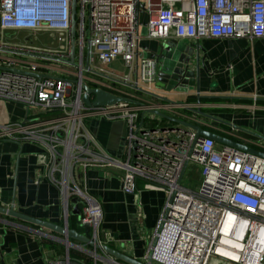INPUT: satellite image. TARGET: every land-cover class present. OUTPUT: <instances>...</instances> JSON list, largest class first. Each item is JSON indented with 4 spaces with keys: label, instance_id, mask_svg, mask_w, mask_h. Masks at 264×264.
Here are the masks:
<instances>
[{
    "label": "built area",
    "instance_id": "built-area-1",
    "mask_svg": "<svg viewBox=\"0 0 264 264\" xmlns=\"http://www.w3.org/2000/svg\"><path fill=\"white\" fill-rule=\"evenodd\" d=\"M140 13L147 17V36L158 40L264 37V0H75L70 63L72 0H0V100L25 108L22 120L0 123V141H28L41 149L49 181L66 205L78 199L77 225H88V236L99 245L107 244L100 240L102 207L89 192L85 172L113 169L120 171L127 195L138 180L165 193L144 262L151 255L152 264H264V158L225 144L217 147L186 126L151 129L136 122L139 111L152 106L82 101L84 84L129 99L125 86L154 88V60L138 62ZM20 30L63 33L65 38L58 39L66 47L48 53L4 42L6 31ZM117 59L129 76L107 69ZM47 62L63 68L42 75ZM93 118L127 121L126 158L98 143L88 125ZM189 167L198 173L193 186L187 184ZM71 248L90 254L92 264H121L102 249ZM69 251L64 262L54 264H73Z\"/></svg>",
    "mask_w": 264,
    "mask_h": 264
},
{
    "label": "crops",
    "instance_id": "crops-1",
    "mask_svg": "<svg viewBox=\"0 0 264 264\" xmlns=\"http://www.w3.org/2000/svg\"><path fill=\"white\" fill-rule=\"evenodd\" d=\"M146 18V14L140 13L138 62L142 57L154 60L157 85L150 91L155 95L139 90H144L141 85L136 88L125 86L132 97L130 104L152 106L166 115L264 153V37L158 40L147 36L144 26ZM39 33L6 31L3 40L9 46L23 47L21 39L25 37L23 44L31 47L34 42H39ZM50 33L53 37L58 36L56 32ZM29 36L32 43L27 41ZM191 43L200 46L198 60L193 56L190 67L194 76L198 71L199 91L195 88L184 93L169 90L168 84L159 82L158 77L161 73H172L183 50ZM57 47L33 49L51 53L56 49L62 52L66 46ZM138 62L136 59L133 61V69ZM47 63L50 67L43 69L42 75L58 74V69L63 68V64ZM107 69L121 77L129 76L128 69L120 59L113 61ZM160 97L169 100L164 101ZM139 114L142 121L145 120L144 126L150 127L152 123L160 122L159 117L144 113L142 109ZM24 117L25 108L22 105L0 100V123L18 121ZM88 125L108 153L126 158L129 129L125 119L108 121L93 118ZM216 145L218 147L221 143L216 142ZM85 175L90 194L102 207L100 240L131 257L142 259L165 202L164 191L138 180L135 192L127 195L122 191L121 173L118 170L87 169ZM73 199L66 205L60 190L49 181L44 169V156L37 145L28 141H0L1 206L13 205L14 209L31 217L59 225L67 224L84 233V228L77 225L79 203ZM55 235L58 234L0 214V264L64 262L66 246L53 239ZM50 241L61 243L63 254L50 248ZM84 248L89 249L88 246ZM212 263L226 264L221 261Z\"/></svg>",
    "mask_w": 264,
    "mask_h": 264
},
{
    "label": "water",
    "instance_id": "water-1",
    "mask_svg": "<svg viewBox=\"0 0 264 264\" xmlns=\"http://www.w3.org/2000/svg\"><path fill=\"white\" fill-rule=\"evenodd\" d=\"M74 16H75V0H72V20H71V30H70L71 59L69 60L70 63H73V58L75 54V17ZM27 38H28L27 41H29V43H32V41L30 40L31 37L29 36ZM199 50H200V46L198 45V43H191L187 45L185 49L183 50L182 54L180 55L178 63L176 64L172 73L171 74L161 73L158 77V81L166 82L168 84L169 90L175 89L176 91H180L184 93L190 90V88L192 89L195 88V90L198 92L199 91V81H198V76H197L198 71L196 73L197 75L194 76L192 73V68L190 67H191V59L193 56L196 58V60H198ZM38 76H41V75H38ZM139 90L146 92L147 94H153L152 92H148L142 89H139ZM83 91L84 93L82 95V101L87 106L112 105L117 102H125V103L130 102V99L127 97L118 96L102 88L93 87L88 84L83 85ZM160 98H162L164 101L169 100L165 97H160ZM144 113H150V114L156 115L160 119L159 123H152L150 125L151 129H155L157 127H161L162 129H165L167 127L173 128L175 125L186 126L190 129L195 130L198 136L211 138L217 143L233 146L245 152H248V153L264 158V153H261L253 148H250L243 144H240L232 140H229L225 137H222L221 135L213 131L201 128L194 124L181 121L175 117L166 115L161 111H157L155 109H147L144 111ZM142 122L143 121H141V123ZM73 201L78 202V199L75 198L73 199ZM0 214L5 215L9 218H14V219H17V220H20V221H23L29 224H33L42 229L48 230L49 232L53 234L54 233L58 234V235H55L54 238L57 239L59 242L63 243L67 249L71 248L72 246H77V244L74 242H78L79 244L80 243L83 244L85 247L88 246L92 250L102 249L107 255L111 256L115 261H118L121 264H152L153 263V258L151 255L147 256V262H144L143 260L131 257L130 255L122 251H119L108 244L99 245L95 243L88 236V233H89L88 225L82 226L85 230L84 233H82L76 229L70 228L67 224L59 225L53 222L31 217L27 214H24L14 209L13 205L9 207L0 205Z\"/></svg>",
    "mask_w": 264,
    "mask_h": 264
},
{
    "label": "rangeland",
    "instance_id": "rangeland-1",
    "mask_svg": "<svg viewBox=\"0 0 264 264\" xmlns=\"http://www.w3.org/2000/svg\"><path fill=\"white\" fill-rule=\"evenodd\" d=\"M57 33V32H56ZM57 35H55L54 37L52 36V34L50 32H41L38 34L39 35V42H34L33 45H31V48L33 49H42V50H49V48H54L56 46H58L57 48H59L60 46L65 45L64 41H61V38H65V34L61 33V35L59 33H57ZM59 37H61L60 39H58ZM6 39V38H5ZM25 37L23 39H21V45L23 46H29L27 44H23L25 43ZM56 51H61V49H56ZM191 168L189 167L186 171V175H188V177H190V180L188 181V185H196L198 183V173L194 170H190ZM186 181V182H187ZM80 250V249H78ZM81 251V250H80ZM82 252V251H81ZM97 254L102 256L103 254L100 251H97ZM86 255V254H85ZM90 258H92V256L89 254ZM213 261V260H212ZM210 264H213L210 262Z\"/></svg>",
    "mask_w": 264,
    "mask_h": 264
},
{
    "label": "trees",
    "instance_id": "trees-1",
    "mask_svg": "<svg viewBox=\"0 0 264 264\" xmlns=\"http://www.w3.org/2000/svg\"><path fill=\"white\" fill-rule=\"evenodd\" d=\"M141 121H142V118H141V115L139 114L136 122L139 123ZM144 121L145 120L143 119V123L142 124H144ZM30 226H32V225H30ZM49 244H50V248L54 249L59 254H63V245L61 243H58V242H55V241H50ZM69 258H70V260H71V262L73 264H79V263H82V262L84 264H92L91 258L86 256L81 251H78V250H75V249L74 250L71 249L69 251Z\"/></svg>",
    "mask_w": 264,
    "mask_h": 264
},
{
    "label": "bare ground",
    "instance_id": "bare-ground-1",
    "mask_svg": "<svg viewBox=\"0 0 264 264\" xmlns=\"http://www.w3.org/2000/svg\"><path fill=\"white\" fill-rule=\"evenodd\" d=\"M159 255H160L161 257H164L163 259L166 260L167 262H170L168 259H166V258H168L167 256L163 255V254L160 253V252H159Z\"/></svg>",
    "mask_w": 264,
    "mask_h": 264
}]
</instances>
